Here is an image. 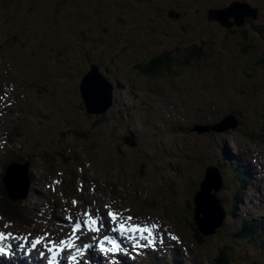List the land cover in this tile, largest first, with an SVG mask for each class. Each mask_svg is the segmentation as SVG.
Returning <instances> with one entry per match:
<instances>
[{
    "label": "rangeland",
    "instance_id": "374dc122",
    "mask_svg": "<svg viewBox=\"0 0 264 264\" xmlns=\"http://www.w3.org/2000/svg\"><path fill=\"white\" fill-rule=\"evenodd\" d=\"M57 1L0 0V161H28L32 189L43 195L11 200L3 181L7 169L0 173L5 190L3 196L0 192V230L48 232L60 240L71 232L66 216L79 219L74 212L86 220L83 213L92 209L100 220L109 210L105 205L112 204L115 210L131 209L125 216L151 217L162 226L158 235L164 242L168 238L170 247L187 248L197 264L216 261L221 248L232 246L226 225L239 224L230 215L218 230L222 234L199 242L191 224L192 200L208 164L220 163L224 179L233 176L223 170L226 148L227 159L245 163L249 154L264 169V66L256 63L257 55L240 52L242 30L254 53H264V0ZM243 1L258 8L256 20L229 29L210 20L211 10ZM58 7L68 17L55 12ZM172 11L180 16L171 18ZM195 45L204 62L172 67V76L152 80L132 71L135 62L163 50L173 58L190 56ZM92 63L114 85L113 105L103 115H88L80 95V81ZM229 110L241 120L236 128L194 129L218 124ZM23 114L29 123L9 129ZM244 192L238 213L245 214L258 202L251 201L250 188ZM231 196L225 188L216 193L227 205ZM73 199L83 203L74 206ZM8 201L9 209L3 204ZM53 210H58L55 220L45 223ZM35 216L44 223L32 221ZM7 221L14 226L5 229ZM84 232L82 240L94 245L104 234L94 241L96 233ZM244 245L238 250L244 259L233 264H264L263 252Z\"/></svg>",
    "mask_w": 264,
    "mask_h": 264
},
{
    "label": "trees",
    "instance_id": "16d2710c",
    "mask_svg": "<svg viewBox=\"0 0 264 264\" xmlns=\"http://www.w3.org/2000/svg\"><path fill=\"white\" fill-rule=\"evenodd\" d=\"M59 2L56 0V3ZM67 2V1H63ZM247 3V2H244ZM249 6L250 4L247 3ZM65 7L66 6H62ZM252 9H256L257 7H252ZM258 9V8H257ZM256 9V10H257ZM55 12L57 11L59 14L67 16V12L65 10H59L58 8L54 9ZM173 13H176L178 16L179 13L172 11ZM66 17V18H67ZM257 18H258V11H257ZM246 23V22H245ZM264 31V28H262ZM78 30H82L81 27H78ZM89 30V29H88ZM259 31V32H263ZM241 33L243 34V42L242 44L244 45L243 48H240V52L242 53L241 55H245L248 53L257 55L256 56V63L258 65L264 66V53H254V48L251 44H249L247 41H250L248 38H246L245 32L241 30ZM121 37V36H118ZM246 41V42H245ZM11 42L15 45H17V38L13 37ZM4 46V45H0ZM6 47V46H5ZM193 50L190 53V56H180V57H171L166 51L163 50L160 53H156L148 58L141 59L138 62H135L132 67V71L135 72L136 74H139L143 77H149L150 79H156L159 77H165L167 76H172L171 74L173 73V68L174 67H183V66H193L192 64L195 63L196 65L203 63L204 59L206 56H203V54L197 49V46H193ZM184 50V49H182ZM181 51L180 49H177L175 53H178ZM173 67V68H172ZM134 69V70H133ZM234 111V110H233ZM232 110H229V114L231 115H236ZM236 117V116H235ZM19 120V119H18ZM18 120L12 123L11 128L18 123ZM25 121V119L23 120ZM21 121V122H23ZM241 122H237L238 124ZM23 124H21L22 126ZM156 128H158L156 126ZM75 132V131H72ZM133 135V133H132ZM134 136V135H133ZM10 145L12 144L11 141L8 142ZM224 149L221 150L223 152ZM227 148L225 149L226 157L223 155L222 159L224 162L227 164L226 166L223 165V170H232V174L230 178H225V189L230 190L232 193V196L230 198H226V201L229 205L228 207V212L230 213L231 217L233 218L232 221H236L239 224V227H233L231 228V225L229 227L226 225V237L229 240V242L232 244V246L225 247V255L223 258L220 260V262L215 263L214 260L210 261L211 264H233L235 261V258L244 259L243 256H241L237 252V247H244L245 245L241 246L239 245L240 242L245 243L248 245V247H252L255 250L261 251L264 253V200L258 203V205L255 207L254 211L252 213L244 214V213H238V208L240 205V200L242 201L243 196L241 195V192L237 190V187H233V182L234 183H239L240 184V189L246 191L245 189V184L246 182L253 178V175H248L249 171L253 170L254 168L251 165V157L248 155V161L247 162H242V158H234L237 160L233 159H227L229 156V152L226 151ZM228 155V156H227ZM231 156V155H230ZM16 161V159L14 160ZM18 162V161H16ZM9 165V162L5 161V159L1 158L0 161V173L3 175L4 171L7 169ZM219 167L220 163L217 164ZM217 167V166H216ZM5 174V173H4ZM233 177V178H232ZM257 182L259 181V178H254ZM234 180V181H232ZM236 185V184H235ZM0 192L1 196L3 194L5 195V190L0 184ZM244 195V194H243ZM9 202V201H8ZM146 204H149V202H145ZM225 203V202H224ZM4 205H9L13 206L10 202L9 204L3 203ZM226 204V203H225ZM191 209V207H190ZM5 212L8 213V210L5 209ZM24 215V214H23ZM22 217V216H21ZM34 221V220H32ZM192 228L193 231H196L195 229V224L192 221ZM24 226H29L28 223L23 224ZM29 228V227H25ZM222 234V232H221ZM199 235V234H197ZM202 239V237H199L198 240ZM231 248V249H229ZM220 252V251H218ZM138 264H197L195 263V260H193L191 257L188 259L186 257V253L182 250H176L172 255H171V261L167 259V257H161L157 258L155 255L152 256L151 258L147 259H141ZM253 264H258V263H253Z\"/></svg>",
    "mask_w": 264,
    "mask_h": 264
},
{
    "label": "snow or ice",
    "instance_id": "6c2138e0",
    "mask_svg": "<svg viewBox=\"0 0 264 264\" xmlns=\"http://www.w3.org/2000/svg\"><path fill=\"white\" fill-rule=\"evenodd\" d=\"M60 183V181H55ZM82 189V186H81ZM53 191L55 189L53 188ZM82 201L72 200L75 206ZM115 203V202H113ZM109 209L100 220L95 218L96 213L85 211L83 215L86 220L75 219L68 215L65 217L67 222L72 225L71 232L63 239L56 240L51 233L44 232L43 234L33 235L32 233L18 234L12 231L0 230V255L12 256L14 245L12 241L18 242V249L24 252L25 255H31L33 251L39 252V257L45 264H61L60 256L65 250L71 253L64 257L62 264H84V257L94 246L98 247L100 254L107 255L120 250V244L109 234L118 233L121 237L129 240L133 247H150L155 248L157 243H164V238L159 236L162 231V226L154 221L151 217H146L140 220L139 217L133 215H124V212H130L131 209L115 210L112 204L105 205ZM3 219V217H0ZM12 221H7L4 228L13 227ZM84 229L96 233V236L91 237L92 240H97L98 234L104 230L102 238L98 239V243L94 245L91 242H84L82 236L86 235ZM79 233V234H78ZM171 240L179 241V237L170 236ZM7 241V243H4ZM82 243V247L78 246L77 242ZM141 242H144L141 244ZM110 246V247H109Z\"/></svg>",
    "mask_w": 264,
    "mask_h": 264
},
{
    "label": "water",
    "instance_id": "95a60500",
    "mask_svg": "<svg viewBox=\"0 0 264 264\" xmlns=\"http://www.w3.org/2000/svg\"><path fill=\"white\" fill-rule=\"evenodd\" d=\"M171 18H177L178 15L173 13L169 15ZM251 18L257 19V10L252 9L247 3L235 2L230 7L225 9L211 10V21H218L223 27L229 29L233 26L242 27L246 20ZM232 20V21H230ZM80 95L84 101L87 112L90 115H103L107 112L113 104V90L114 86L104 77L99 70L97 64H91V69L83 76L80 81ZM238 126L237 119L233 115L224 117L218 124L212 126L196 125L195 130L201 132H208L214 130L216 132L226 131ZM17 167V168H13ZM22 168L24 173V180L20 185L17 180L14 184L8 183L6 176L12 174V171H17ZM29 164L18 165L11 163L3 177L4 185L7 190L8 197L11 200L26 199L29 193ZM223 187V179L219 169L215 166H208L201 181L198 193L205 192L204 200L195 204L193 221L196 225L197 232L203 237L211 236L220 228L225 220L226 213L223 207L219 204L216 193Z\"/></svg>",
    "mask_w": 264,
    "mask_h": 264
},
{
    "label": "bare ground",
    "instance_id": "6f19581e",
    "mask_svg": "<svg viewBox=\"0 0 264 264\" xmlns=\"http://www.w3.org/2000/svg\"><path fill=\"white\" fill-rule=\"evenodd\" d=\"M13 168H17V167H13ZM5 176V174L3 175V177ZM6 179L8 181V183L10 184H14L15 180H17L19 182V184L21 185L23 180H24V173L22 168H19L17 171H12V174H8L6 176ZM200 188V185H199ZM199 190L195 191L194 195H193V201H194V197L196 196V194L198 193ZM204 195L205 192H203L202 194H199L195 197V201L198 203L199 201L204 200ZM194 209H195V204H194ZM6 243V242H4ZM18 251V249H16ZM68 251V250H67ZM21 259H26V264H43V261L41 259H38L39 257V253L38 251H33L31 253V255L29 256V258L27 257V255H25L24 252H22L21 254H19ZM8 261V262H12L11 264H21L19 262H13L8 256L6 255H0V264H5L4 262ZM25 264V263H24Z\"/></svg>",
    "mask_w": 264,
    "mask_h": 264
}]
</instances>
